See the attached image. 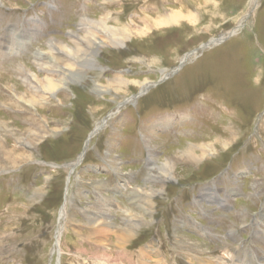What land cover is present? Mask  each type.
<instances>
[{"label":"rangeland","instance_id":"rangeland-1","mask_svg":"<svg viewBox=\"0 0 264 264\" xmlns=\"http://www.w3.org/2000/svg\"><path fill=\"white\" fill-rule=\"evenodd\" d=\"M0 264H264V0H0Z\"/></svg>","mask_w":264,"mask_h":264},{"label":"water","instance_id":"water-1","mask_svg":"<svg viewBox=\"0 0 264 264\" xmlns=\"http://www.w3.org/2000/svg\"><path fill=\"white\" fill-rule=\"evenodd\" d=\"M234 33H231L228 37H225L223 36L222 38H219V39H214L213 41H210L209 43L205 44L202 46V49L205 48V47H208L210 45H216L218 43H222L224 42L226 39H228L230 36H232ZM197 52L196 51H193L191 53H189L185 59L183 60V62L181 63V65L178 67V69L175 71V73L184 65V63L186 62L187 58L190 57L191 55L195 54ZM106 123V122H105ZM105 123H103L102 125L100 126H97L94 131H92V133L89 135L87 141H86V144H85V147H84V150L82 152V154L80 155L79 157V160L75 163H71V164H67L68 166L67 167H70L71 168V173L77 168L78 165L81 164V161L84 159L86 153H87V150H88V145H89V142L90 140L103 128V126L105 125ZM71 176V175H70ZM64 209V208H63Z\"/></svg>","mask_w":264,"mask_h":264},{"label":"bare ground","instance_id":"bare-ground-1","mask_svg":"<svg viewBox=\"0 0 264 264\" xmlns=\"http://www.w3.org/2000/svg\"><path fill=\"white\" fill-rule=\"evenodd\" d=\"M41 55V54H40ZM63 216L65 215V211H62ZM60 239H61V233H58V238L57 240H59V244H60ZM58 243V242H57ZM57 252H61V248L60 245L58 246V248L55 249Z\"/></svg>","mask_w":264,"mask_h":264}]
</instances>
